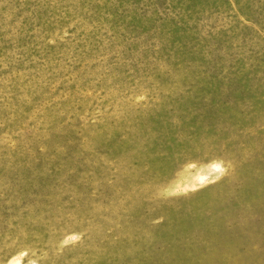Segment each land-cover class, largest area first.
Wrapping results in <instances>:
<instances>
[{"label": "rangeland", "instance_id": "374dc122", "mask_svg": "<svg viewBox=\"0 0 264 264\" xmlns=\"http://www.w3.org/2000/svg\"><path fill=\"white\" fill-rule=\"evenodd\" d=\"M0 264H264V0H0Z\"/></svg>", "mask_w": 264, "mask_h": 264}, {"label": "bare ground", "instance_id": "6f19581e", "mask_svg": "<svg viewBox=\"0 0 264 264\" xmlns=\"http://www.w3.org/2000/svg\"><path fill=\"white\" fill-rule=\"evenodd\" d=\"M216 167V166H215ZM222 169V168H221Z\"/></svg>", "mask_w": 264, "mask_h": 264}]
</instances>
